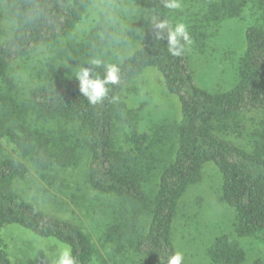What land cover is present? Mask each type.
<instances>
[{"label": "trees", "instance_id": "16d2710c", "mask_svg": "<svg viewBox=\"0 0 264 264\" xmlns=\"http://www.w3.org/2000/svg\"><path fill=\"white\" fill-rule=\"evenodd\" d=\"M92 1L0 0V17L11 28L0 40V228L17 225L54 239L71 248L78 264H91L97 246L81 224L41 210L15 190L30 165L48 177L85 161L89 188L119 203L112 213L119 225L111 226L110 237L119 258L112 264H133L127 251L137 255L136 264H159L160 257L176 251L172 224L181 198L202 180L203 165L212 162L221 176L219 198L233 217L231 232L215 236L205 254L213 264H242V238L264 244V0H195L202 7L196 14L202 9L204 18H194L187 27L194 41L206 37L202 26L245 13L254 18L245 30L237 80L224 91L195 82L187 46L175 57L166 40L154 39L150 17L172 22L176 11L164 8L162 0H130L137 17L136 41L129 49L123 47L118 34L123 23L116 18L100 14L84 35L74 33ZM38 48L48 54L35 68L36 81L22 92L10 68ZM92 56L121 68L120 82L110 85L108 98L95 106L79 92L73 75ZM150 67L161 73L181 112L177 122L157 124L151 131L140 124L141 105L128 106L122 95L129 81ZM95 71L103 75L102 69ZM255 117L259 122L248 134L250 142L241 139L243 122ZM167 136L174 139L172 150H165ZM156 170L157 181L149 184ZM143 216L148 226L139 231ZM0 264H22L11 261L1 237ZM251 264H264V259Z\"/></svg>", "mask_w": 264, "mask_h": 264}, {"label": "rangeland", "instance_id": "374dc122", "mask_svg": "<svg viewBox=\"0 0 264 264\" xmlns=\"http://www.w3.org/2000/svg\"><path fill=\"white\" fill-rule=\"evenodd\" d=\"M199 8L202 7L198 1L181 0V8L174 12L172 23L181 21L188 27L194 18H204L200 13L202 9L196 14ZM100 14L103 17H114L123 23L118 34L124 40V48L135 43L137 12L130 0H93L81 22L75 27L74 33L78 36L84 35ZM253 19L245 13L240 18L224 19L217 26L212 23L201 25L206 27V37L192 40L186 50L195 82L201 88L224 91L236 82L238 58L245 45V30ZM9 25L6 19L0 17V40L11 32ZM133 47H130V51ZM47 54L48 50L38 48L30 56L13 62L9 75L14 77L15 85L22 92H25L32 81H36L35 68L42 65ZM122 95L128 106L141 105L140 124L148 127V130L157 124L169 125L180 119L179 100L166 89L161 73L155 68H146L132 78ZM260 116L263 117L262 114ZM257 122V117L245 120L241 127L243 137L240 138L250 142L251 136L248 134ZM173 140L172 136L166 137L165 142L168 145L165 150L173 149ZM244 143L248 144L246 140ZM5 146L12 151L11 146ZM85 172V161L78 168L58 169L55 175L49 172L48 177H42L30 165L29 175L16 181L15 190L41 210L81 224L97 246V253L91 264H112L114 258H119L110 240L114 236L111 226L117 222L112 213L119 207V203L113 196L100 194L89 188ZM156 173L157 170L150 176L149 184L157 181ZM220 186L221 176L217 167L212 162H206L202 167V180L189 186L179 202L172 224V242L176 251L183 254L187 264H213L205 254L206 248L215 236L231 232L233 210L220 200ZM117 223L115 225H119ZM147 226L148 216H143L138 223V229L145 231ZM0 237L7 245L11 261L22 264H51L59 247L63 245L54 239L36 236L17 225L0 228ZM241 244L246 250L242 264H251L255 258L264 259L263 243H258L254 238H242ZM121 249L122 258L125 250L123 247ZM126 254L132 258L133 264L138 262L133 251H127Z\"/></svg>", "mask_w": 264, "mask_h": 264}, {"label": "clouds", "instance_id": "9594fccd", "mask_svg": "<svg viewBox=\"0 0 264 264\" xmlns=\"http://www.w3.org/2000/svg\"><path fill=\"white\" fill-rule=\"evenodd\" d=\"M162 5L168 10H176L181 8V0H162ZM110 19L115 22L114 17ZM149 23L155 30L154 39L166 40L167 51L172 56H181L186 46L192 43L187 26L181 21L173 24L168 18L153 15ZM127 27L129 29V25ZM97 68L103 70V75L95 71ZM73 75L78 81L79 92L89 104L95 106L108 98L110 85H117L120 82L121 68L118 63L105 62L99 56H92L81 64ZM111 99L116 102L118 97L113 96ZM183 260V254L180 251H174L167 259L160 257L159 264H183ZM51 264H78V261L69 246L61 245Z\"/></svg>", "mask_w": 264, "mask_h": 264}]
</instances>
